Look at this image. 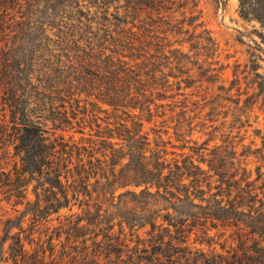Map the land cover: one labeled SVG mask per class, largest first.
I'll list each match as a JSON object with an SVG mask.
<instances>
[{"label":"trees","instance_id":"1","mask_svg":"<svg viewBox=\"0 0 264 264\" xmlns=\"http://www.w3.org/2000/svg\"><path fill=\"white\" fill-rule=\"evenodd\" d=\"M16 1L0 0V193L23 207L0 264H264V176L237 177L228 144L168 159L144 130L164 106L185 120L215 51L189 1L48 0L47 20ZM238 2L264 29V0ZM253 64L236 110L262 96L264 111Z\"/></svg>","mask_w":264,"mask_h":264},{"label":"rangeland","instance_id":"2","mask_svg":"<svg viewBox=\"0 0 264 264\" xmlns=\"http://www.w3.org/2000/svg\"><path fill=\"white\" fill-rule=\"evenodd\" d=\"M12 1V0H10ZM181 1V0H180ZM195 13H199L200 20L210 30L215 39V51L208 58L209 68L205 73L196 77L185 114V120L179 124L169 118V107L164 106L158 111L166 110V114L156 115L150 123H144V130L153 136L151 127L161 131L167 158H182L190 155L198 159L200 151L208 152L212 148L228 144L234 151V162L237 177L252 180L257 173L264 176V158L258 151L264 150V111L262 110V96H254L255 102L248 109L236 110L245 105V98L252 95L256 89L249 84L251 67L258 64V71L264 75V29L252 19H243L239 13L238 0H188ZM24 9L16 13L17 17L28 15L32 20L48 19V0H17ZM32 5L31 9H27ZM187 44L184 50L187 51ZM45 52L37 51L36 59L43 57ZM38 66H35L37 68ZM192 69V67H190ZM198 71V70H197ZM213 71V72H211ZM36 72H34L35 74ZM218 74L210 83L206 75ZM181 76V72H178ZM203 74V75H202ZM236 78V80H235ZM171 81L175 79L170 78ZM219 85L232 86L226 94H220ZM240 101L236 100L238 91ZM164 131V132H163ZM27 199L33 195L27 192ZM22 205H13L4 199L0 193V238L3 223L7 218L18 215ZM230 231H227L225 236ZM227 244L232 240L227 238ZM224 237H215L210 248L220 249L219 243H224ZM193 246L209 248L205 243H192ZM3 248H6L4 244Z\"/></svg>","mask_w":264,"mask_h":264}]
</instances>
